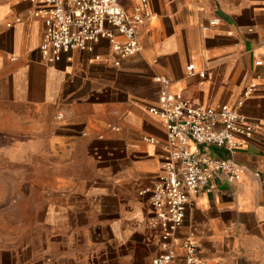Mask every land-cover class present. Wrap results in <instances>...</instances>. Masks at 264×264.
<instances>
[{"label":"crops","instance_id":"crops-1","mask_svg":"<svg viewBox=\"0 0 264 264\" xmlns=\"http://www.w3.org/2000/svg\"><path fill=\"white\" fill-rule=\"evenodd\" d=\"M120 1L129 15L141 6ZM37 7L0 0V159L48 168L49 264H153L162 231L145 191L164 172L168 141L151 107L167 80L174 93L263 122L264 0H149L142 50L119 66L108 39L47 63ZM210 152L246 171L190 193L173 264H186L188 238L206 264H264V125L241 149Z\"/></svg>","mask_w":264,"mask_h":264},{"label":"built area","instance_id":"built-area-1","mask_svg":"<svg viewBox=\"0 0 264 264\" xmlns=\"http://www.w3.org/2000/svg\"><path fill=\"white\" fill-rule=\"evenodd\" d=\"M35 16H42L45 32L41 45L43 59L57 63L72 51H88L93 45L108 39L120 61L141 52L138 27L152 17L149 0L129 15L120 0H36ZM18 22L21 19H17ZM2 23V19H0ZM211 25L219 23L214 19ZM11 28L12 23H7ZM122 37L123 40L118 38ZM261 64V62H258ZM195 73L194 65L188 67ZM201 77L205 73H199ZM164 88L158 104L151 112L161 117L167 129L168 159L164 172L151 190L150 203L161 228L163 251L153 264H173L177 233L183 225L190 193L211 191L213 179L225 175L230 182L241 179L246 168L239 163L212 154L213 149L233 153L244 147L253 137L257 125L251 123L233 107L205 106L182 93H174L170 83L163 80ZM259 176V174H256ZM186 250V264H206L198 255L191 239L182 242Z\"/></svg>","mask_w":264,"mask_h":264},{"label":"rangeland","instance_id":"rangeland-1","mask_svg":"<svg viewBox=\"0 0 264 264\" xmlns=\"http://www.w3.org/2000/svg\"><path fill=\"white\" fill-rule=\"evenodd\" d=\"M49 175L43 162L21 168L0 159V264H49L52 217L44 208Z\"/></svg>","mask_w":264,"mask_h":264}]
</instances>
